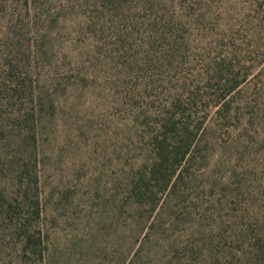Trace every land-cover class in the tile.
Here are the masks:
<instances>
[{
    "label": "rangeland",
    "instance_id": "374dc122",
    "mask_svg": "<svg viewBox=\"0 0 264 264\" xmlns=\"http://www.w3.org/2000/svg\"><path fill=\"white\" fill-rule=\"evenodd\" d=\"M249 2L15 3L0 23V264H264V98L214 128L157 203L132 193L154 112L192 90L216 98L218 62L251 42Z\"/></svg>",
    "mask_w": 264,
    "mask_h": 264
},
{
    "label": "trees",
    "instance_id": "16d2710c",
    "mask_svg": "<svg viewBox=\"0 0 264 264\" xmlns=\"http://www.w3.org/2000/svg\"><path fill=\"white\" fill-rule=\"evenodd\" d=\"M23 1L25 2L0 0V23L11 24L14 21L15 3L22 9L31 6L32 2L34 5V0ZM248 10L251 13L245 18L246 23L252 27L251 42L237 40L235 59L230 62L225 58L218 62L219 80L216 84L217 92L214 93L216 98L211 101L199 97V94L192 90L160 104L154 112V126L149 136L151 154L147 170L132 190L136 203H157L159 193L176 188L189 164L198 157L201 159L204 151L215 144L212 140V130L223 128L233 117L241 118L251 107H254V111L264 98V0H251ZM4 36L7 38L9 35ZM13 55L15 54H10L14 62L16 56L14 58ZM235 69L238 73H235ZM252 73L253 78H258L260 83L257 82L253 88L246 82ZM27 78L26 76L25 79ZM20 89L17 82L14 90ZM235 91V95L229 97ZM201 103H205L209 110L201 109ZM214 106L216 114L210 119L209 115ZM200 111H204V114L201 115ZM1 204L4 206L2 202ZM18 234L27 248L43 255V236L40 230L21 222Z\"/></svg>",
    "mask_w": 264,
    "mask_h": 264
}]
</instances>
